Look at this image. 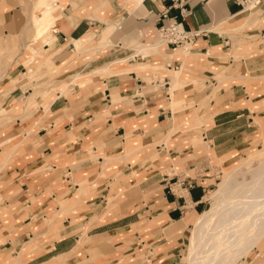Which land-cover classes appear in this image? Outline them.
<instances>
[{"label":"crops","instance_id":"obj_1","mask_svg":"<svg viewBox=\"0 0 264 264\" xmlns=\"http://www.w3.org/2000/svg\"><path fill=\"white\" fill-rule=\"evenodd\" d=\"M247 2L0 0V264L181 263L217 169L264 147ZM163 13L205 32L159 44Z\"/></svg>","mask_w":264,"mask_h":264},{"label":"bare ground","instance_id":"obj_2","mask_svg":"<svg viewBox=\"0 0 264 264\" xmlns=\"http://www.w3.org/2000/svg\"><path fill=\"white\" fill-rule=\"evenodd\" d=\"M240 167L225 173L215 203L192 222L187 264H234L264 237V161L253 172Z\"/></svg>","mask_w":264,"mask_h":264},{"label":"built area","instance_id":"obj_3","mask_svg":"<svg viewBox=\"0 0 264 264\" xmlns=\"http://www.w3.org/2000/svg\"><path fill=\"white\" fill-rule=\"evenodd\" d=\"M250 0H248L249 2ZM253 5H256L259 0H252ZM173 7L178 8L180 15L184 10V0H171ZM160 23L157 26L156 40L159 44L171 46L181 51L190 50L194 39L201 35L202 30H185L181 26V22L172 17H167L165 13L160 16Z\"/></svg>","mask_w":264,"mask_h":264},{"label":"rangeland","instance_id":"obj_4","mask_svg":"<svg viewBox=\"0 0 264 264\" xmlns=\"http://www.w3.org/2000/svg\"><path fill=\"white\" fill-rule=\"evenodd\" d=\"M252 1V0H250ZM247 2L248 4L250 3ZM157 41V40H156ZM263 144H261L259 147H257L256 149H254L255 151H259V148L262 147ZM248 152H245L244 154H240L239 156H237L236 158H234L231 162L227 163L225 166L223 167H219L218 173H217V177L215 179V181H213L212 185L208 188H206L205 191V196L213 189V191L211 193H209V199L204 198L205 200V205L203 207V211L205 212L209 207H211V205H213L216 201V194H214V192L216 191V189L219 187V182L221 181L222 177L225 175L226 172L232 170L234 167H236L237 165L241 164V167L239 168V170H242L243 172L247 171V172H253V170H256L260 167V165H262L263 161H264V147L261 151L247 157L245 160L243 159L244 156L247 155ZM243 159V160H242ZM250 159H256V160H250ZM239 160V161H238ZM242 160V161H240ZM237 161V162H236ZM236 162V163H235ZM232 163H235L233 166H230V168H225L229 165H231ZM253 167H255V169H252ZM225 168V171L224 169ZM228 169V170H226ZM250 170V171H249ZM221 173V174H220ZM247 177V175H245ZM218 183V184H217ZM202 211V212H203ZM203 212V213H204ZM201 213V212H200ZM195 219V218H194ZM192 225V223H191ZM189 226L188 229L186 230V232L184 233V245H183V250H182V254H181V263L180 264H187V249H188V242H189V238L191 235V227ZM252 251V250H251ZM250 251V252H251ZM249 255V253L247 254ZM246 255V256H247ZM247 258V257H246ZM242 260H238L236 261V263L234 264H242L241 262Z\"/></svg>","mask_w":264,"mask_h":264}]
</instances>
